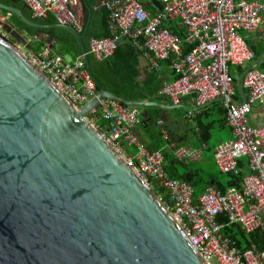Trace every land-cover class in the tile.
I'll return each mask as SVG.
<instances>
[{"label":"water","instance_id":"water-1","mask_svg":"<svg viewBox=\"0 0 264 264\" xmlns=\"http://www.w3.org/2000/svg\"><path fill=\"white\" fill-rule=\"evenodd\" d=\"M152 3L163 9L159 1ZM0 9L37 28L36 37H44L49 49L58 42L52 28L71 32L97 88L95 97L76 109L0 35V264H206L167 209L174 198L162 202L86 115L103 98L130 107L189 111L223 98L191 107L119 97L93 77L85 33L45 19L34 21L3 2ZM81 22L87 28L85 9ZM1 27L26 43L7 21ZM261 60L238 77L242 102V79Z\"/></svg>","mask_w":264,"mask_h":264},{"label":"built area","instance_id":"built-area-1","mask_svg":"<svg viewBox=\"0 0 264 264\" xmlns=\"http://www.w3.org/2000/svg\"><path fill=\"white\" fill-rule=\"evenodd\" d=\"M21 1L34 19L52 16L56 23L72 26L78 32L82 30L70 6L74 0ZM157 1L163 9L151 13L141 0H96L93 8L107 11L111 35L91 37L86 54L103 60L114 54L121 38H127L151 60L154 68L160 61L177 56L172 63L177 77L164 81L159 93L174 104L193 94L197 106L223 98L234 138L216 147L215 160L222 172L237 174L239 159H247L248 172L239 187L230 186L221 192L210 186L196 197L191 184L170 177L165 170V148L150 151L139 137L143 117L137 107L103 98L86 119L151 188L156 183L174 198L167 209L206 264H264V249L255 245L247 249L232 246L222 234L225 224L218 220V216L224 215L228 224H239L246 233L261 230L264 234V125H253L250 119L256 103L264 113V71L252 67L244 75L242 83L248 91L245 102L232 100L237 87L230 71L232 66L255 58L243 32L264 30V0ZM174 19H179L185 28L184 38L166 26L167 21ZM25 41L14 43L15 48L76 109L95 97L96 84L83 53L64 61L61 54L47 47L39 53L22 50L30 38ZM184 43L192 45L186 54H182ZM97 113L104 124L98 121ZM174 146L167 147L181 161H196L202 156L198 148ZM158 197L165 202L163 195Z\"/></svg>","mask_w":264,"mask_h":264},{"label":"trees","instance_id":"trees-1","mask_svg":"<svg viewBox=\"0 0 264 264\" xmlns=\"http://www.w3.org/2000/svg\"><path fill=\"white\" fill-rule=\"evenodd\" d=\"M0 2H3L8 5L16 6L19 9H21L22 13L27 18H31L34 21L40 22V20L31 17L30 10L23 6V2L21 0L15 1L16 3L10 0H0ZM92 2H94V0H74V3L70 5L78 21L81 24H82L81 22L82 15L80 14L79 9L81 5L82 7H85V5L89 6L90 3ZM141 3L151 13L158 12V9H156V7L152 5L151 1L141 0ZM0 12L3 15H7L9 13L8 11L3 9H0ZM44 19L46 20L47 23H55L54 18L52 16L45 17ZM7 22L11 24L17 31L24 33L30 37H32L37 32V28L22 22L16 14H10V17L7 19ZM174 32L176 31L174 30ZM80 33H85L83 43L86 50L88 47L87 46L88 39H90L91 37H95V38L109 37L111 35V29H110V22L107 11L104 8L92 9V16L88 22V26L86 28L84 25H82V30L80 31ZM52 35L58 38V42L56 43V45H59L63 50H65L73 57L81 54V48L79 46V43L76 40V37L71 32L62 28H52ZM178 35L184 38L185 37L184 30L180 31ZM11 41L14 42L13 39H11ZM33 41H36V45L32 46L29 43V46L32 47L35 52L41 51V47L43 46L44 41L37 39H34ZM191 48L192 45L188 43H184L182 54L188 53L191 50ZM139 54H143V53L140 52L135 46H133L131 41H129L127 38H122L121 43L118 45L114 54H112L108 58H105L103 60H95L94 58H92L90 54H88L91 73L93 77L100 83V85L105 90L110 91L119 97H124L130 100L148 99V96H156V98L154 99H159L161 97H164L159 93V90L161 88L160 86L162 85L161 84L158 85L157 83L159 79L157 73L153 72L152 75L148 77V80L144 84L138 80L140 74L139 60H138ZM176 58L177 56H172L169 59L170 60L169 62L173 63ZM263 64L264 61L261 64H259V66H262ZM246 67H247V63L237 66L235 68L232 67L230 69L232 75L234 76V81L236 84L238 77L245 71ZM142 110L145 111L146 117L142 118V122L139 125V127L147 123L151 125H156V122L162 119L163 110L161 108L146 107ZM221 112L227 113L226 109L224 108L221 109ZM209 118L212 119L209 120ZM197 119L200 121L199 125L197 124V127L199 126V128L201 129L200 139L203 142H207L210 139L212 134L211 130L216 128L218 126L217 124H221V122H224V118H221L220 116L218 117V115H214L212 114V112L206 115L204 118L201 116ZM98 121L100 122V124H104L100 116ZM162 136H163V130L157 128L156 126L155 135H152V137L158 139L161 138ZM145 145L150 151L156 149V147L147 146V144ZM164 152H165V162H166L165 169L170 174V176L187 181L189 184H191L194 187V191H197L198 190L197 187L198 185H201V181H195L194 179H192V175L190 174H179L174 169L181 166L182 163H180L171 152L166 150ZM241 166H245V165H243V163L239 161V172L237 174L228 173L229 177H231L228 181V184H230L231 186L233 183H236V186L239 187L243 176L246 174L240 172ZM214 180L216 183L217 180L216 179ZM152 189L157 194V196L163 195L164 201L170 198L169 192L164 188L159 187L158 184L155 183V186L152 187ZM218 189L221 192H225L226 190L225 186L222 187L219 186ZM195 196L196 197L198 196L196 192H195ZM218 220L221 223L225 224V226L222 229V234L225 238L230 239L232 246H237L242 249H247L251 247L253 244H256L257 246L261 247V249H264V236L261 232L255 231L250 234H246L241 229V226L239 224H228L227 219L224 216L222 215L218 216ZM237 236H240V239H238Z\"/></svg>","mask_w":264,"mask_h":264},{"label":"crops","instance_id":"crops-1","mask_svg":"<svg viewBox=\"0 0 264 264\" xmlns=\"http://www.w3.org/2000/svg\"><path fill=\"white\" fill-rule=\"evenodd\" d=\"M151 2H152V0H151ZM95 3H96V0H94V2H92V3H90L89 6L85 5V7H82V5H81V7L79 9V12L82 15V17H83L84 9L86 10L87 23L89 22V20H90V18L92 16V9H94L93 7H94ZM152 5H153V3H152ZM14 7H16V6H14ZM154 7H156V6H154ZM16 8H18V7H16ZM156 9L159 10L158 7H156ZM10 14L11 13L7 14L8 17L10 16ZM166 25L173 32L175 30L176 32H174V33H176V34H178L180 31H183V30L185 32V28L181 25V21L179 19H174L172 21H167ZM36 35H37V33L34 34L32 37H30V36H28V35L23 33V37L25 38V40H26V38L27 39L30 38V42L33 41L34 39L43 40L44 41V44L41 47V52L44 50L43 48H45V49H46V47L49 48V44L46 43L45 38L43 37V38L38 39L36 37ZM243 36L247 40V42H248L249 46L251 47V49L255 52V58L252 61L247 63V67L250 64H252L254 61H256L259 57L262 56L261 62L258 63L255 66H253V67L264 71V64L262 66H259V64H261L264 61V30L263 29H257V30L252 31V32H243ZM83 39H84V37H83ZM121 40H122V38L119 40V44L121 43ZM16 42H18V41L14 40L13 43H16ZM88 42H89V39H88ZM88 42H87V46H88ZM183 46H184V44L182 45V49H183ZM26 48L29 49V44L28 43L26 44ZM87 49H88V47H87ZM52 50H53V48H52ZM92 58H94V57L92 56ZM169 59L164 60V61H160L159 66L154 68L152 66L151 60L148 57H145L143 54H139L138 60H139V71H140V74H139L138 80L141 83L144 84L148 80V77L151 76L153 72L158 74V77H159V79L157 81L158 85L159 84L162 85L164 81H172V80H174L177 77V74L172 69V62H169L170 61ZM95 60H97V59H95ZM232 67L235 68L237 66H232ZM160 87H162V86H160ZM159 92H160V90H159ZM244 94H245V97L247 98L248 91L245 88H244ZM154 98H156V96H148V99H143V100L159 101V102H162V103H165V104H168V105H173L174 104L166 96L161 97L159 99H154ZM234 98L237 101H242V94H241V92H240V90L238 88V85H237V93L234 96ZM179 104H183V105L191 106V107H197V105L194 102V95L193 94H189V95L183 96L182 100H181V103H179ZM147 107H157V106H147ZM144 108H146V107L139 108L143 118L146 117L145 111L142 110ZM158 108H160V107H158ZM179 108L185 110L184 114H181V113L177 112L176 111L177 108L169 109V110H165V109L161 108L163 110L162 111V119L157 121L156 125H151V124L147 123V124H145L143 126L141 125L140 128L138 127V134H139L140 139L143 140L142 142L143 143L145 142V144H147V146L156 147V149H154V150H159V149H164L165 148L164 151L166 150V151L171 152L174 155V157L180 163H182L181 166L185 167L186 170L182 174H190V175H192V179H194L195 181H201V185H198V187H197L198 190L195 191L197 195L203 193L210 186H214L216 189H218L219 186L220 187L225 186V188L227 190L231 186L230 184H228L229 180L227 181L226 184H223L221 181H219L217 176L213 175V173H211V175L208 176L209 179L205 180V179H203L202 177L199 176L200 170H195V169L189 168L190 163L201 160L202 156H201V158L199 160L191 161V162H184V161L179 160L176 157V155L174 154L172 148L167 147V146H169L171 144H174L175 145L174 147L186 146V147H190V148H198V149H200L202 151V155H204V148L208 146V141L209 140L207 142L201 141V139H200V137H201L200 136L201 129L199 128V126L197 127V124L199 125L200 121L197 118H199L201 116L204 118L206 115L210 114L211 112L214 115H218V117L220 116L221 118H224V122H221V124H217L218 126L216 128H214V129H223V130L224 129H229L230 132H231V139L228 140V141L221 140V142L219 144H221L223 142L232 141L234 136H233L232 128H231V126L229 125V123L227 121V113H222L221 112V109H223V108L226 109L225 106L222 103V100L221 101H214V102L206 105L205 107L201 108L200 110H196V111H189V110H186L184 107H179ZM187 111H188V113H187ZM226 111H227V109H226ZM98 116H99V114L97 113V118H98ZM211 119L212 118H209V120H211ZM250 119H251V123L253 125H258V126H263L264 125V113L261 111V108L259 107L258 103L253 105V111H252V113L250 115ZM156 126H157V128L163 130V136L161 138H158V139H155V138L152 137V135H155V127ZM212 131H213V129L211 130V133H212ZM211 136H212V134H211ZM214 160H215V158H214ZM239 161L241 163H243V165H245V166H241L240 172L247 173L248 172L247 159L241 158V159H239ZM215 162H216V160H215ZM174 170H176L179 174H181L180 173V166L178 168L174 169ZM168 175L170 176L169 173H168ZM172 178H175V177H172ZM230 178L231 177H229V179ZM176 179H178V178H176ZM214 179L217 180L216 183H215ZM180 180H182V179H180ZM232 186H236V183H233ZM222 216H224V215H222ZM255 231H259V232H261L263 234V232L261 230H254L253 232H255ZM246 234H250V233H246ZM263 236H264V234H263ZM237 238L240 239V236H237ZM253 245L257 246L256 244H253ZM257 248L261 249V247H259V246H257Z\"/></svg>","mask_w":264,"mask_h":264},{"label":"rangeland","instance_id":"rangeland-1","mask_svg":"<svg viewBox=\"0 0 264 264\" xmlns=\"http://www.w3.org/2000/svg\"><path fill=\"white\" fill-rule=\"evenodd\" d=\"M142 1H144V0H142ZM145 1H148V0H145ZM149 1H151V0H149ZM7 17H8V15H3L0 12V35L2 37H5L9 42L12 43V45L14 47H16L15 44L11 41V38H9V35L1 27V22L7 21ZM30 44L32 46H35L36 41H31ZM21 49L27 50V48L25 46H22ZM29 49H32L34 51V49L30 46H29ZM53 51H56L59 54H61L64 61H69V60H71V58H73L72 55H70L65 50H63L59 45H55V47L53 48ZM39 52H35V53H39ZM176 111L181 113V114H184L185 110L181 109V108H177ZM230 139H231V132L229 129H224V130L223 129H213L212 136L208 141V146L204 148V155H202V159L199 161L190 163L189 168H192L195 170H200L199 176L205 180L209 179L208 176H210L211 173H213V175L218 177L219 181H221L223 184H226L227 181L229 180V175L227 173H223L219 170L214 158H215V148L218 146V144L221 142V140L228 141ZM185 170L186 169L184 166H180V173L181 174ZM213 261H214V263H216L215 258H213Z\"/></svg>","mask_w":264,"mask_h":264},{"label":"flooded vegetation","instance_id":"flooded-vegetation-1","mask_svg":"<svg viewBox=\"0 0 264 264\" xmlns=\"http://www.w3.org/2000/svg\"><path fill=\"white\" fill-rule=\"evenodd\" d=\"M18 1V0H17ZM16 3V2H15ZM10 17V16H9ZM9 17H7V19L9 18ZM45 30H47V29H45ZM9 38H11L10 36H9ZM12 39V38H11Z\"/></svg>","mask_w":264,"mask_h":264}]
</instances>
